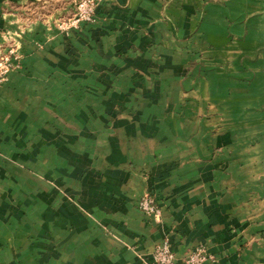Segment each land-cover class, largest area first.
<instances>
[{
  "label": "crops",
  "instance_id": "0c3cea01",
  "mask_svg": "<svg viewBox=\"0 0 264 264\" xmlns=\"http://www.w3.org/2000/svg\"><path fill=\"white\" fill-rule=\"evenodd\" d=\"M237 3L107 0L70 40L22 35L26 69L0 85V264H144L165 236L174 264L199 243L264 264L262 146L233 94L264 54Z\"/></svg>",
  "mask_w": 264,
  "mask_h": 264
},
{
  "label": "rangeland",
  "instance_id": "374dc122",
  "mask_svg": "<svg viewBox=\"0 0 264 264\" xmlns=\"http://www.w3.org/2000/svg\"><path fill=\"white\" fill-rule=\"evenodd\" d=\"M106 1L107 0H97V2L93 4L94 6L93 11L91 12V19L85 21L83 20L80 13L81 6H83V0H0V85L7 81L8 76L12 71H20L26 69L27 64L25 63L24 59L27 53L25 51V46H23L21 42L22 35L24 36V34H31L33 32H35L36 34L40 33L46 35L56 32V34L63 36V38H66L67 40H70V38L74 36V34H76L77 32L80 33V31L84 29L85 26H91L96 22L97 9ZM207 1L211 5L217 6L216 10H211L215 12L217 18L218 16H224L225 10L219 8L223 7L224 0ZM231 1L233 3V6H235L236 4L238 5L237 2L239 0ZM248 7L249 9H243V17L245 18L247 16V19L249 21L247 29L249 36L251 39L259 38V50L261 51L262 49L264 54V19L263 22L260 21L258 23L256 21L258 18L262 20V18L260 17L257 18L256 15H258V11H260L261 8L264 7V0H249ZM232 10L234 12L237 11L236 8H233ZM226 14L228 15L230 13L227 12ZM3 16H9L11 18V22L8 26L4 21L1 20ZM239 17L240 16H238V18ZM210 28L211 27L207 28V30H209ZM234 33H238V31H235ZM188 37L189 36H187L186 38ZM261 38H263V42ZM177 41L179 40H175L172 42L173 44H176ZM187 42L188 40H181V44L185 43V47L187 46ZM261 43L263 44L260 45ZM151 44L154 53H156V51H164L168 42L165 40L160 41L154 39L151 41ZM36 46L40 48L42 46V41L38 40L36 42ZM171 48H173L171 52H175L176 48L169 45L168 49ZM152 63L157 65V60H152L149 64L152 65ZM247 63L248 64L243 65L245 67L239 70L240 73L234 76V80L242 82V89H234L233 94H238L243 98L242 101H238L236 104H234V109H237V111L234 112H238L239 110H241L240 108L243 107L245 111L244 113H247L249 116V128H256L255 130H258V134L257 136H255L256 141L252 143V139L250 138L249 145L262 146L257 152L261 153V155L258 159L256 169L258 173L264 175V56L263 59H259V62L257 63H252L251 61H248ZM256 119L258 120L253 126V123L255 122L254 120ZM252 132L253 131H250L249 133ZM146 194H149L153 198V196L149 192H146L144 195H142L137 201V207L139 209V202ZM154 203L157 205L155 200ZM159 216L160 213L157 217L151 219L157 221ZM149 218L150 217H148V219ZM167 237L168 236H165L159 242H157L154 245L152 251L164 240H167L170 248V242ZM197 245L203 246L206 251L209 252L204 244H196L184 253L181 259V264L187 254L190 253V251L193 250ZM171 252H173V250H171ZM173 254L174 260L172 264H174L176 259L174 252ZM150 260H144V264H146V262H149ZM208 263L212 264L210 261L206 262V264Z\"/></svg>",
  "mask_w": 264,
  "mask_h": 264
},
{
  "label": "built area",
  "instance_id": "2783aa9c",
  "mask_svg": "<svg viewBox=\"0 0 264 264\" xmlns=\"http://www.w3.org/2000/svg\"><path fill=\"white\" fill-rule=\"evenodd\" d=\"M96 2L97 0H83V6H81L80 10L83 20L88 21L91 19L93 4ZM139 207L150 218H155L160 213L159 207L154 203L153 198L149 194L142 197ZM173 260L174 254L171 252L167 240H164L151 252V260L146 262V264H172ZM207 261L216 264L214 256L207 252L203 246L197 245L183 259L182 264H206Z\"/></svg>",
  "mask_w": 264,
  "mask_h": 264
}]
</instances>
